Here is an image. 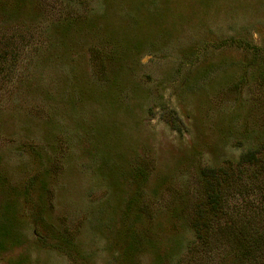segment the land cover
Returning <instances> with one entry per match:
<instances>
[{
	"label": "rangeland",
	"instance_id": "374dc122",
	"mask_svg": "<svg viewBox=\"0 0 264 264\" xmlns=\"http://www.w3.org/2000/svg\"><path fill=\"white\" fill-rule=\"evenodd\" d=\"M8 39L0 264H251L191 222L202 169L264 147V0H0ZM228 193L263 240L264 174Z\"/></svg>",
	"mask_w": 264,
	"mask_h": 264
},
{
	"label": "trees",
	"instance_id": "16d2710c",
	"mask_svg": "<svg viewBox=\"0 0 264 264\" xmlns=\"http://www.w3.org/2000/svg\"><path fill=\"white\" fill-rule=\"evenodd\" d=\"M0 63H9L7 58L14 55L11 39L0 40ZM5 65V64H4ZM11 67V66H10ZM2 70V69H1ZM5 83V81H2ZM3 83L0 82V87ZM251 173L258 177L264 174V147L251 148L242 153L237 161L224 160L215 167H204L199 180L200 200L192 210V228L197 239V245L203 246L209 238L219 229L221 236L232 241L238 252L237 258H248L251 264H264V239L260 240L262 227L241 223L238 226L231 221V204L229 188ZM256 210L255 215H259ZM256 229V230H255ZM257 232V233H256ZM233 248V247H232Z\"/></svg>",
	"mask_w": 264,
	"mask_h": 264
}]
</instances>
